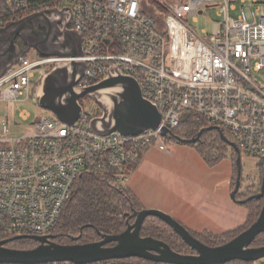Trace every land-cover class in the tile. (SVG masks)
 Listing matches in <instances>:
<instances>
[{
    "label": "built area",
    "instance_id": "2783aa9c",
    "mask_svg": "<svg viewBox=\"0 0 264 264\" xmlns=\"http://www.w3.org/2000/svg\"><path fill=\"white\" fill-rule=\"evenodd\" d=\"M262 6H238L237 0H0V29L40 13L69 21L82 37L83 55L74 60L86 65L77 89L118 70L138 82L161 119L157 129L139 135L99 136L91 129L96 105L83 107L72 126L47 111L49 118L37 117L21 139H12L13 129L21 128L11 119L15 103L24 95L39 103L47 74L72 60L32 49L20 54L0 76V236H50L83 173L125 187L141 153L167 150L170 137L162 131L174 136L187 114L228 134L241 156L263 166L264 86L254 81L264 75ZM213 11L219 21L211 34L189 23ZM252 263L264 264V258Z\"/></svg>",
    "mask_w": 264,
    "mask_h": 264
},
{
    "label": "water",
    "instance_id": "95a60500",
    "mask_svg": "<svg viewBox=\"0 0 264 264\" xmlns=\"http://www.w3.org/2000/svg\"><path fill=\"white\" fill-rule=\"evenodd\" d=\"M55 12V11H54ZM53 12V13H54ZM52 13V12H49ZM52 13V14H53ZM69 21L56 19L47 13L35 14L20 21L12 22L0 29V76L14 66L21 54L16 44L20 38L28 49L35 50L43 57L70 58L69 62L58 63L43 81L39 104L52 112L56 118L67 125H74L83 114L80 100L90 97L101 109V116L91 121V129L99 136L113 133L139 135L147 130H155L160 125L157 108L146 100L140 86L133 78L123 76L118 70L104 81L87 88L77 89L86 65L74 59L83 55L82 37L68 28ZM217 130V127L202 129L192 139H182L169 134L181 145L198 143L203 134ZM222 141L234 149L237 179L231 199L237 201L241 187L242 160L237 146L220 133ZM262 200L263 208L255 223L237 237L219 247H209L195 238L185 227L171 216L157 210L134 211L127 222V229L118 235H101V240L89 244L59 245L52 242V236L15 237L0 241V264H49L72 263L93 264L108 261H121L131 258L161 264H228L233 261L254 262L264 258L263 248H252L257 236L264 233V166L260 193L247 201ZM156 218L168 225L173 232L190 248L193 254H180L170 246L151 237H142L141 229L146 219ZM32 239L39 245L33 249L20 250L8 248L12 240Z\"/></svg>",
    "mask_w": 264,
    "mask_h": 264
},
{
    "label": "trees",
    "instance_id": "16d2710c",
    "mask_svg": "<svg viewBox=\"0 0 264 264\" xmlns=\"http://www.w3.org/2000/svg\"><path fill=\"white\" fill-rule=\"evenodd\" d=\"M16 44L21 50V55H26L28 51H30L20 38H18ZM183 122V129L175 132L174 137L192 139L196 137L202 129L212 127L208 122L204 120L200 121L192 114H187L184 117ZM224 135L231 140L228 134L224 133ZM168 141L176 143L174 138H169ZM189 146L195 148L211 167L216 166L225 158L226 149L229 147L222 141L220 132L217 130L204 133L198 143ZM231 153L234 157V174L237 178L236 160L238 155L234 149H232ZM143 155L144 152L141 153L139 160L131 166V171H134L138 167ZM263 166L261 167L262 171ZM236 178L234 177L233 180L232 191L235 188ZM250 197L252 196L242 199L241 195L239 196L237 194V201H245V203L238 202V204L244 207L248 212L246 223L240 228L221 234H213L209 232H202L199 234L190 233L209 247H219L228 243L255 223L261 213L263 201H247ZM141 209L139 202L132 192L128 188L116 184L113 178L107 176H95L91 173L85 172L75 182L71 197L66 203L57 225L49 235L53 237L52 242L59 245H83L97 242L101 240V235H118L124 232L128 227V221L131 224L134 223L135 218H131L133 212L140 211ZM141 236L151 237L162 241L168 244L170 248L177 253L193 254L181 238L176 235L168 225L159 219H146L141 229ZM6 239V237L0 236V241ZM38 245L39 243L32 239H23L12 240L8 243L7 247L29 250ZM251 247H264V233L257 236ZM103 264L161 263H153L142 259L131 258L121 261H108ZM228 264L253 263L233 261Z\"/></svg>",
    "mask_w": 264,
    "mask_h": 264
},
{
    "label": "crops",
    "instance_id": "0c3cea01",
    "mask_svg": "<svg viewBox=\"0 0 264 264\" xmlns=\"http://www.w3.org/2000/svg\"><path fill=\"white\" fill-rule=\"evenodd\" d=\"M171 147H168L169 152L161 151L158 148L147 150L138 167L131 172L125 187L132 192L143 210L163 212L191 233L221 234L228 232L229 230H225L226 222L236 219L235 208L228 207L230 209L228 210L224 204H219L220 207L214 202L209 204L208 198H203L202 192H197L202 181L204 182L202 178H209L210 175H213L212 168L215 166H209L199 152L191 146L186 148L178 144ZM188 155L191 156L192 162L190 168H193L194 163L198 164L199 169L200 165L205 164L208 168L205 171L206 174L196 177L192 170L190 174L186 173L185 170L189 162H185L184 158ZM231 168L233 177L227 186L226 197L231 204H234L235 202L233 203L230 197L233 192V165ZM195 185L198 187L196 191L193 190ZM235 204L241 207L239 204ZM244 211L246 212L245 209ZM247 216L246 212L244 224Z\"/></svg>",
    "mask_w": 264,
    "mask_h": 264
},
{
    "label": "rangeland",
    "instance_id": "374dc122",
    "mask_svg": "<svg viewBox=\"0 0 264 264\" xmlns=\"http://www.w3.org/2000/svg\"><path fill=\"white\" fill-rule=\"evenodd\" d=\"M263 2L264 0H237V5L240 6L241 2H244L246 5H251L253 2ZM258 5H254V9L257 8ZM264 9V6H262ZM219 21V17L217 15L216 11H213L212 13H206L204 16H199L198 20L194 22L193 20L189 21L191 26L195 28V30L202 34L203 32H206L207 34H211L213 31V24L214 22ZM30 51H28L29 53ZM35 80V79H34ZM254 81L258 84L264 86V75H259L254 78ZM82 106L85 110L89 111L91 110L94 105L97 106V104L92 100L90 97H84L80 100ZM3 106H0V115H5V111L3 110ZM25 113L29 117L27 119H24L22 117V114ZM97 114L101 116V109H97ZM51 114L41 107L39 103H35L32 100L31 96L24 95L22 98L18 100V102L14 105V111L11 115V119L20 124V129H13L11 132V138L12 139H21L26 133L29 127H31L32 122L37 117H47L49 118ZM178 143L175 142H168L167 146L170 148L171 146H177ZM188 148L189 145H182ZM171 147V148H172ZM228 147L225 152V158L217 164L214 168H212L214 174L210 175L209 178H202L204 182L202 181V184L200 185V189L197 192H202L203 198H208V203H216V204H224L227 206V209L230 210L228 207L235 208L234 210L237 212L236 219L228 220L226 222L227 226L225 228L226 231L234 230L241 225L244 224L246 219V212L244 211V207L241 208L237 206L233 201L234 204H231L230 200H227L226 197V190L228 184L231 183L232 175V165L234 168V157L232 156V148ZM170 150L167 149L166 152H169ZM185 159V162L188 161L187 169L185 170L187 174H190L191 170L193 171L194 176H202L203 174H206L205 171L208 169L207 166L200 165V169L198 164L194 163L193 168H190L191 162V156L188 155ZM242 160V178H241V187L239 190L238 195H241V198L244 199L249 196H254L260 193L261 185H262V176L263 171L261 169L262 166L255 165L253 159L250 157H246L242 154L241 156ZM236 170V169H235ZM234 177L236 178L235 174ZM237 179V178H236ZM197 186L195 185L194 191L197 190ZM231 197V195H230ZM238 204V202H237ZM240 205V204H239ZM220 207V205H219ZM143 210V209H141ZM140 210V211H141ZM248 214V212H247ZM195 233V232H193Z\"/></svg>",
    "mask_w": 264,
    "mask_h": 264
},
{
    "label": "flooded vegetation",
    "instance_id": "af4514ba",
    "mask_svg": "<svg viewBox=\"0 0 264 264\" xmlns=\"http://www.w3.org/2000/svg\"><path fill=\"white\" fill-rule=\"evenodd\" d=\"M130 223V222H129ZM131 224V223H130Z\"/></svg>",
    "mask_w": 264,
    "mask_h": 264
}]
</instances>
